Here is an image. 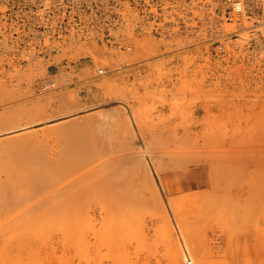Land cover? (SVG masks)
Segmentation results:
<instances>
[{"label": "rangeland", "instance_id": "374dc122", "mask_svg": "<svg viewBox=\"0 0 264 264\" xmlns=\"http://www.w3.org/2000/svg\"><path fill=\"white\" fill-rule=\"evenodd\" d=\"M124 13L126 14L124 18L128 24L123 29L117 27V37L130 38L135 43L133 50L106 46L96 40L90 42V45L74 47V51L71 53L72 57L69 59L56 57L48 60L25 61L0 57V110L4 106L15 107L17 110L32 108L36 117L32 118V121L47 120L50 117L58 116V113L60 115L69 111L65 102L70 94L75 96L80 107L100 106L120 98L129 100L135 107H142L145 114L144 119H147L145 120V122L147 121L146 124L153 127L149 128L147 135L150 136V133L155 132L153 134L157 135V138L160 136L158 146H155L154 149L157 150V148L162 147L158 149L159 152L163 150L162 152H166L170 157H167L164 153L166 155L163 156L164 159L159 158L161 163L163 161L161 165L162 173L164 174V171H166L165 173L172 172L171 174H173L177 171V175L174 173L177 176L173 180L175 183H172V187L176 190L174 195L179 198V206L180 203L184 202L185 205H189L191 208L183 206L189 211L192 210V212H189L181 207L182 205L180 206L181 209L184 208L183 211L186 210L184 215L192 213L189 214V217L185 216L184 222L191 237L195 255H193L194 257L191 256V259L185 256L186 260H182L184 259L183 255V258L179 259V263L182 261L180 264H189L193 263L191 261L194 260V264H201V262L202 264H264V156L261 171L263 183L261 186L255 185L256 188L252 187L251 190L247 189L245 192L243 190V193L241 191L242 187H239L240 183H226L220 180L218 177L221 170L218 168L219 165L216 166V161L215 165L208 162V160H211L209 158L214 156L204 155L201 152L197 156H204V158L206 156L207 163L201 167H197V165L190 166L196 172L195 177H197L198 183H189V178L193 175L188 176V178L181 176L188 168L183 167L182 164H176L175 161L180 153L182 154L183 151L187 153L185 150L190 149L197 138L193 135L192 137H195L196 140L190 143L193 138L190 136L191 139L187 137L185 140L184 137L186 136H184L183 140H185V143L189 142L188 145H190L186 147L188 145H184L182 138H176L172 134L175 126L179 127L181 119L183 122L186 119L184 125L180 124L181 131H185L184 127L187 121V125L192 126L195 123V119H192L191 114H188L196 108L193 104L195 101L192 100L191 102L189 98L190 101L186 100L189 96H185L186 91L184 89L188 88V84H190L189 88L193 86L196 89L197 85L200 86L197 88L198 92L201 88L203 92L204 87L212 88L216 86L214 88L216 90L228 91L230 99L226 106L221 107L227 112L226 116L223 117L225 127L228 130L233 129L231 134H239V128H241V135L246 138L248 145L263 148L264 139H260L264 138V72L260 73L262 71L259 69L261 61L248 58H228L218 54L220 41L222 40L220 36L224 30L231 27L230 25H225L224 28L207 26L173 28L169 29L168 37L161 36L154 31H151L150 34H144L138 30L137 34L142 35L132 39L134 28L129 25L132 18L128 10ZM179 30H182L184 34ZM190 56L192 59H188ZM187 63L190 64L187 65ZM100 67H107L109 71L104 76L100 75L98 77L96 71ZM185 78L187 81L184 80ZM191 79L196 85L195 87ZM105 80L107 81L105 82ZM184 84L185 88L183 87ZM190 90L194 89L191 88ZM182 94L185 101H187L186 103L182 101ZM217 97L218 95H216L215 100H217ZM177 100L185 103L184 107L180 103V108H178L179 105L177 104L179 103H177ZM217 102L220 103L221 101L217 100ZM172 105H177L178 110L176 107L173 108L180 112L177 113L175 110L173 112ZM106 106L107 110H101L99 117L97 116L88 126H84L83 135V138L85 137L84 143L92 148L93 152L89 157L90 166L88 164L84 165V170L89 167L86 171L93 172L94 170L93 173H96L100 168L101 172H98L99 174L104 173V170L108 172L104 174H113L112 172L119 168L120 164H117V166L113 164L116 168L110 165V162H113V159H117V157L120 158V152L122 153L121 156L126 154L127 158L129 157L127 155L131 152L136 154L138 158L139 155L142 158L144 157L142 156L144 149L141 148L143 150L141 151L138 147L136 148L138 145H135L136 143L130 133L125 134L122 125L117 123V115L123 116L120 110L123 107L120 105L117 107V104ZM188 110L190 111L187 113ZM171 124L172 127L174 124L175 126L170 130L169 126L171 127ZM167 129L170 131L168 132ZM41 130L42 127H40V130L38 129V131ZM35 131L37 132V130ZM160 133H166V135L163 136ZM41 134L39 135L40 139L36 138L37 141L35 139H33L34 141L31 140L33 143L36 142L34 144L30 142L27 144L28 146L13 148L9 151L4 149L5 153L0 154V174L4 173V170L9 172L8 175L4 176L5 182L2 185L0 184L2 190H0V205L8 200L3 192L5 188L20 191L24 195L23 199L14 207L16 211L21 212L17 215L18 218L11 215L2 216V218V214H0L2 218L0 223L17 224L13 229L7 226V229L0 230V264H172L173 262L179 264L171 258L170 249L167 248L171 245L170 238H168L169 222L164 219L166 217L162 214L164 213L161 210L162 208L160 209L158 205L154 208L156 204L142 203L140 194H135V191L140 193L139 183L124 182L109 183V185L106 183H88L87 194L77 203H72L68 214L66 212V214L56 212L51 219L46 218L44 215L33 217L31 208L49 194L53 183H45L44 187L38 191L33 183L23 181L22 179L25 176L30 175L33 171L37 172L42 167V165L31 166L27 161L30 157L40 154H51V156L56 155V157H59L66 149L63 143L65 135L54 133L48 136L42 134V136ZM221 136L222 132H219L215 138L216 149H218L216 143ZM3 137L0 135V138ZM41 138L43 139L41 140ZM187 139L189 140L187 141ZM60 140H63L61 142L63 150L62 147L57 150L58 146L60 148ZM55 146L56 148H54ZM179 146L180 151L184 150L179 152ZM193 148L190 149L192 153L193 150H197V148ZM54 150L55 153H53ZM170 153L178 155L171 156ZM127 158L123 159L129 164L126 161ZM166 158L170 160H166V162ZM107 159L110 162L106 166L104 160L107 163ZM127 163L123 166L125 172L122 171L123 167L121 166L120 175H118L119 169L115 173L117 177L120 176L123 180L126 174L127 176H130V172L133 174V170H130ZM93 164H95V167L98 164L100 165L94 169ZM249 164L251 167L254 166L253 162ZM67 165L71 166L72 164H66L63 167L65 172L74 168L73 165L72 168H68ZM101 166L104 168L103 171ZM90 167L92 170H90ZM52 168V165L49 164L48 169ZM209 173L212 176H209ZM122 174H125V176L123 177ZM211 179L214 180L211 181ZM231 180L238 181L237 174L232 175ZM130 184L133 188L129 193V190L126 189L131 187ZM234 188L241 189V193L238 192L240 196L237 195L236 189V192L233 193ZM200 189L202 190L199 191ZM123 191L125 193L127 191L130 198ZM196 192L197 194H195ZM120 193L125 197L126 203L127 199L132 201L131 206L137 199L139 200L137 203L141 202V204L135 203L137 206L135 204V207L129 206L130 210L126 204V211L128 209L130 212L128 214L125 212L127 214L125 215L123 213L125 211L123 210L124 207L122 208L124 201H122L123 198L120 199L122 197ZM132 194H135V196L133 195L135 199L130 200ZM198 194L202 197V200ZM242 194L244 195L241 196ZM238 196L241 201L243 200L242 202L238 201ZM197 198L199 199L197 200ZM230 198L232 201H230ZM118 199L122 204L119 206V208H122L119 215ZM240 205L242 206L239 207ZM122 215L125 216L119 217ZM164 221L167 226L164 225L165 223L161 226L160 223ZM147 223H150V225H147ZM20 225L23 227L20 228ZM119 225H121L120 230ZM168 242L169 246L167 245ZM168 249L169 251H167ZM127 255L135 263H131V260L128 259L129 262Z\"/></svg>", "mask_w": 264, "mask_h": 264}, {"label": "bare ground", "instance_id": "6f19581e", "mask_svg": "<svg viewBox=\"0 0 264 264\" xmlns=\"http://www.w3.org/2000/svg\"><path fill=\"white\" fill-rule=\"evenodd\" d=\"M191 56L188 57V59L189 58L192 59ZM184 58H185V56H184ZM187 60H186V62H187ZM188 62H189V60H188ZM190 63H187V65ZM184 64H186V63H184ZM189 67H191V66H189ZM184 68L182 69V71L184 70ZM187 68H188V66H187ZM46 71H47V69H46ZM96 73H97V71H96ZM100 75H102V74H98V77ZM103 76H104V74H103ZM186 76H184V77H186ZM188 76H190V75H188ZM192 77H197V76H192ZM184 80L187 81L186 78ZM193 80H195V79L193 78ZM106 81L107 80H105V82ZM191 82H192V79H191ZM192 83L194 84V82H192ZM185 84H188V83H185ZM185 84L183 86L184 88H185ZM189 85L190 84H188V86L187 85L186 86L189 88ZM195 86L196 85L194 84V87ZM198 87H200V86L197 85V87L195 89L192 86L191 88L194 90H190L191 88H189V89L186 88L187 90L184 89V91H186V93H187V94L185 93V96L186 95L189 96V97L186 96L187 97L186 100L187 101L191 100V102H192V100L195 101L193 104H195L196 108L195 109L193 108L194 110L191 111L192 113H188L190 110L187 111L188 114H191L190 116L192 117V119H195V123H193L191 126L190 124L187 125V122H188L187 121L185 123L186 124L185 127L183 126L185 128L184 129L185 131L182 130L183 131V134H182L180 124L182 123L184 125V122L186 121V119H184V117L186 118V115H188V114H186L183 117L184 122L182 119H181L182 120L181 121L179 118V120H180L179 122H181V123L178 122L179 127L175 126V124H174L175 129H173L174 126L172 127V124H171V127L169 126V129L170 130L173 129L172 131H174L172 133L173 136H175L176 138H179V139L182 138V142L184 141L183 143H185V140H186L185 138H187V137L189 138L190 136L192 137L194 135L197 138V140L194 139L195 137H192L193 139H191V137L189 138V139H191V141L193 140L192 142L190 141V143H193L196 140L195 144L193 145L194 148H197V150L195 149L196 151L193 150V153H192L191 150H192L193 146L188 145V143H189L188 142V143H185L184 145H188L186 147L190 146L191 150L186 149L185 152L187 151V153H184V151H183L184 149H183V150H181V151H183L182 154L180 153L179 156L176 157L177 159L175 158L176 164H178V165L182 164L183 167L188 168V170H185L183 172L184 175H181V176L188 178V176L193 175V176H190L188 182L189 183H195V182L198 183V181L196 180L197 177H195L196 172H194V170H192L190 166L197 165V167H199V166L201 167L207 163L208 159L206 158V156H205V158L207 160L204 158V156H199V157L197 156L201 152L204 155L206 154L209 156H214L213 158L212 157L209 158L211 160H208V162H210L209 164L212 163V165L213 164L215 165V161H216V166L219 165L218 168L221 169L220 175H218L219 173L217 174L219 179L223 180L226 183H240L241 185H239V187L240 186L242 187V190L240 189L242 191V193H243V190L245 192L247 189L251 190L252 187L256 188L255 185L261 186V184L263 183L262 178H261V171L263 168L262 158L264 156L263 145H262L263 148H261L260 146L251 147L250 145L247 144L246 138L241 135V133H242L241 128H239V134H231V132H233V129L228 130V128L225 127V125H224L225 121H224L223 117L226 116L227 112L221 107L226 106L228 103V100H230L228 93H227L228 91L220 90V89L216 90V89H214V88H216V86H215L212 88L204 87L203 92L201 91V89H202L201 88V89H199L200 91L198 92V90H197ZM200 92H202V93H200ZM216 95H218L217 100L221 101L220 103H218L217 100H215ZM181 96L183 97L184 95L182 94ZM182 97H180V98H182ZM219 97H220V99H218ZM184 98L185 97L182 98L183 99L182 101L186 103L187 101H185ZM197 101H198V104H197ZM183 102H181V101L179 102L177 100V103H179L177 105H179V107L177 105H172V108L176 107V106L178 108H180V103L184 107L185 103H183ZM200 102H202V103L199 104ZM65 104H67V106L69 108V111H66L65 114L62 113L59 115V113H58V116H54V117L49 116L50 117L49 119H47V120L44 119V120H40V121H37V120L32 121V118L35 117V114L33 113L32 108H26V109L23 108L22 110L21 109L17 110L15 107L13 108L11 106H4L0 110V135L2 137L5 136L3 138H0V154L5 153L4 149L6 151L7 150L8 151L13 150V148L15 149L17 147L26 146L30 142L34 141L33 139L36 140L37 137L40 139L39 135L41 133L44 134L45 136L46 135L48 136V135L54 134V133L61 134L63 136L65 135L63 137V139H65L64 142H63V140L62 141L60 140V148L56 144L58 146L57 150L61 149V147H62V150L64 149L63 146L61 145L62 144L61 142H63L64 146L66 147L65 151L63 150L64 153H62L60 155L57 153L58 151H56V153H57V155H59V157H56V155L51 156V154L50 155H45V154L38 155L37 154L38 156H32L27 161L28 164H30L31 166L42 165V167H40V169L37 172L33 171L30 175L25 176L24 179H22L23 181H28L27 183H33L36 186L38 191H40L44 187L45 183H53L51 188H50L49 194L46 195V197H43L40 200V202L37 203L36 206L31 208V215H33V217L44 215L46 218L51 219L53 216H55L54 214L56 212H60L61 214L62 213L68 214L70 212V207L72 206V203H77L80 199H82L87 194L88 183H106L108 185H109V183H124V182H126V183L130 182L132 184L133 183H139L140 187H138V188H139L140 193H137V191H135L136 192L135 194L136 195L140 194L139 196H141L142 203L144 202V203H147L150 205L156 204L154 206V208L157 205L160 207V209L162 208L161 210L164 212L162 214H164V216L166 217L164 219H167L168 220L167 222H169L168 225L170 227L169 228L167 227V228L170 229L168 238H170V244H171L170 247L171 248L167 247L169 242L167 243L166 247L170 249L169 254L171 255V258L174 261H176L177 263H179V259L181 257L183 258V255H184V259L181 258L182 260H186L185 256L188 258H190L191 256L194 257L193 255H195V252H194L195 249L192 246V240H191L190 235L187 232L186 223L184 222L185 216L189 217V214H192V213H189L188 215H184V212L186 210L183 211L184 208L187 209L190 206L185 205V203L183 202L184 204L180 203V206L182 205L181 207H184L183 209H181L179 206V198L174 195V191H176V190L172 187V183H175L173 180L175 179V176L177 175L176 174L177 171H175V172L173 171L176 175L174 173L171 174L172 172L165 173L166 171H164V174L162 173L163 171L161 169L162 168L161 165H162L163 161L161 163V160L159 158H161V157L163 158V156L165 157L166 155H167V157H169V156L166 152H162L163 150L159 152L158 149H160L162 147L157 148V150L154 149L155 146H158L157 145L158 138L160 137L159 135L161 133L158 135L159 136L158 138H157V135L153 134V133H155L153 131H152L153 133H150V136L147 135L149 128L151 129L153 127H151L150 124L149 125L146 124L147 121L145 122V120H147V119H144L145 118L144 117V115H145L144 109L140 106H139L140 108L135 107L133 104H131V102L129 100H123L122 98H120L119 100L115 99V101H113V102L110 101L109 103L107 102L106 104L104 103L103 105L101 104L100 106L93 105V106H89V107H87V106H85V107L81 106L80 107V106H78L79 103H77L75 96H71V94L68 95V97L66 98ZM110 104L112 106H113V104L114 105L117 104L118 105L117 107H119V105L123 107L122 109L120 108V110L123 113V114L121 113V115H123V116H120V114H118L120 116L119 117L117 115V123L122 125L123 131L126 132L125 134L128 135L130 133V136L134 139V142L136 143L135 145H138V146H136V148L138 147V149L141 151H143L141 148L144 149L143 155H142L144 157L142 158L141 155H139L142 158V160H140L141 158L140 157L138 158V156H136V154H134L133 152H131L130 154L127 155V156H129L128 158L126 157L125 153H123V154H125V156H121L122 153L120 152L119 153V154H121L120 158L117 157V159L116 158L113 159V162H110L109 159H107V163H106V160H104L105 162L103 161L106 166L109 162H110V165H112V166H114V165L117 166V164H120L119 168H118L120 171L117 169L119 172L118 175H120V173H121L120 168H122L125 165V163H127V162H125V160L123 158H125V159L127 158L128 160H126V161L129 162V164L127 163V166H129L130 170H133V174L130 171H128V172H130V176L129 175L127 176V174H126V177L124 178V180L120 176H119L120 178L117 177V175L115 174L117 170L112 172L113 174H104L106 172L103 168V166H105L104 164H103V166H101L102 171L104 170V173H101V174H99L101 172L100 168L98 170L99 173L98 172L93 173V172H95L94 170H93V172L92 171H86L87 168L89 169V167H87L86 170H84V168H85L84 165L90 164L89 157L93 153L92 148H90L88 145H86L84 143V140H85L84 139L85 137L83 138L84 131H85L84 126H88L89 123H92L93 120H95L97 118V116L99 117L101 110H104V109L107 110L106 105H110ZM187 104L191 105L192 103H187ZM25 105H26V103H25ZM12 106H14V105H12ZM177 107H176V109H177ZM187 107H186V109H187ZM176 109L173 108L172 111L177 112L178 109L177 110ZM184 110H185V108L183 109V111ZM179 112L180 111H178L177 113H179ZM183 113H182V115H184ZM201 114H203V115L201 116ZM174 115H176V114H174ZM172 116H173V114H172ZM40 127H42V130L38 131V129L40 130ZM169 129H167L168 132L170 131ZM35 130H37V132ZM219 132H222V136L220 139L218 138V142L216 143V146L218 147V149H216L215 138L218 136ZM156 133H158V132H156ZM164 134L166 135V133H164ZM164 134H163V136H164ZM170 135H171V133H170ZM45 136H44V138H46ZM184 136H186V137H184ZM183 137L185 140H183ZM155 138H156V141H155ZM167 138L169 139V135ZM42 139L43 138H41V140ZM189 139H187V141ZM260 139H264V138H260ZM165 140H166V138H165ZM182 142H181V144H182ZM32 143H31V145H33L36 142H34L33 144ZM38 143H39V140H38ZM177 143H178V141H177ZM178 145H179V143H178ZM54 148H56V146ZM178 148H179L178 149L179 152H181L180 146ZM138 149H137V151H139ZM55 150L53 153H55ZM188 150H190V152L192 154L190 152H188ZM197 151H198V153H197ZM59 153H60V151H59ZM138 154H139V152H138ZM172 155H174V154H171V156ZM175 155H178V154H175ZM217 155H218V157H217ZM169 158H166L165 161L170 160ZM119 160H122L123 164H122V161L120 162ZM117 161H119V162L117 163ZM115 162H116V164H115ZM252 162L254 163L253 167H251L249 164ZM171 163H173V162H171ZM49 164L52 165V167H53L52 169H48ZM66 164H72L74 166V168L71 167L72 165L71 166L67 165V166H69L68 168L71 167L72 169H71V171L65 172V170H64L65 168L63 169V167H65ZM94 165L95 164H93L92 166H94ZM99 165L100 164H98V166ZM116 166H114V167H116ZM127 166L125 167V169L127 168ZM82 167H83V169H82ZM97 167H95L94 169H96ZM163 167H164V165H163ZM129 168H128V170H129ZM182 168H180V169H182ZM210 168L212 169V167H210ZM163 169L165 170V168H163ZM90 170H92V168ZM123 170H124V167H123L122 171ZM215 171H217V170H215ZM123 172H125V170ZM126 172H127V170H126ZM106 173H108V172H106ZM8 174H9L8 170L7 171L4 170V173L0 174V184L1 185L3 184V182H5L4 176L8 175ZM234 174H237V177L239 179L238 181H232L231 180V177ZM208 175L210 176L211 174L209 173ZM122 176L124 177L125 174L124 175L122 174ZM209 176H208V178L210 180ZM127 177H128V179H127ZM186 178H184V179H186ZM215 179L217 180V178H215ZM212 180H214V179H211V181ZM132 184H130V186ZM228 187H230V186H228ZM130 188L126 189V190H129L128 191L129 193L133 187L131 186ZM202 189H204V188H202ZM202 189H200L199 191H201ZM235 189L237 190V192ZM229 190H231V189H229ZM234 190H233V193L234 192H236V193L240 192V190L237 188H234ZM120 191H121V189L119 190V192ZM133 191H134V189H133ZM3 192L7 196L8 200L0 205V214H2L1 217L7 216V215L17 216V215L21 214V212L16 211L14 207H15V205H17L20 202L21 199H23L24 195L22 194V192L16 191V190H7V188L3 189ZM119 192H118V194H119ZM206 193H207V191H206ZM118 194H117V198H118ZM124 194L128 195L127 191H126V193L124 192ZM135 194H132L130 200H132L133 195L135 196ZM195 194H197V192ZM244 194H242L241 196H243ZM129 195H128V197H129ZM237 195H239V193ZM121 196L122 197H120V199L123 198V200L122 199L121 200L124 201V203H125V204L123 203L124 206H122V208L124 207L123 210H125V211H123V213L125 214V212H126L128 214L130 212L129 210L131 209L130 207H132V206L135 207V205H136L135 203H137V201H139L137 199L138 196L136 197L137 201L134 203L135 205L133 204L132 206L130 204V203H132V201H128L129 199L126 198L127 199V203H126L125 197H123L122 194H121ZM205 196H206V194H205ZM233 196H235V195H233ZM239 196L237 197V198H239L238 201L240 200ZM234 198H236V197H234ZM133 199H135V198H133ZM181 199H182V197H181ZM198 199L199 198H197V200ZM241 199H243V197H241ZM201 200H202V197H201ZM230 201H232L231 198H230ZM118 202L120 205L118 204ZM241 202H239V204H241ZM126 204L128 205V207L130 206L129 210L127 209V211L125 208V207H127ZM139 204H141V202ZM121 205L122 204L120 203V201L118 199L117 200V208H119V206H121ZM183 205L187 206V208ZM192 205H194V204H192ZM241 206L242 205H240L239 207H241ZM122 208L120 207L119 208L120 210L117 209L118 215L120 213L119 211H121ZM187 211H189V209H187ZM189 212H192V210L190 209ZM127 214H125V215H127ZM155 214H156V211H155ZM25 215H21V216H25ZM118 215H117V217H118ZM125 215H122L119 217H123ZM29 216H30V214H29ZM1 217H0V219L3 218V217L2 218ZM17 218H18V216H17ZM155 218H153V219H155ZM160 220H161V218H160ZM165 221L160 223L161 226L163 223H165ZM121 222H122V220H121ZM118 224H117V226H118ZM148 224L150 225V223H147V225ZM157 224H159V223L157 222ZM166 224L167 223H165L164 225H166ZM16 225L13 223L3 222L0 225V230H3V229L5 230V228L7 226L12 227V229H13V227H16ZM120 226L121 225H119V230H120ZM166 226H165V228H166ZM19 227L21 228L23 226L20 225ZM149 230H151V229H149ZM121 235H123V234H121ZM169 249L167 251H169ZM128 251H130V250H128ZM126 254H129V253H126ZM128 259L129 258L127 255V260ZM131 259H129V260H131ZM117 262H118V260H117ZM132 262L135 263L134 261L131 260V263ZM191 262H193V263H189V262L188 263L194 264V260ZM180 263H182V261ZM172 264H174V262ZM201 264H202V262H201Z\"/></svg>", "mask_w": 264, "mask_h": 264}, {"label": "built area", "instance_id": "2783aa9c", "mask_svg": "<svg viewBox=\"0 0 264 264\" xmlns=\"http://www.w3.org/2000/svg\"><path fill=\"white\" fill-rule=\"evenodd\" d=\"M126 10L132 39L142 35L138 30L168 37L173 28L230 25L220 36L218 54L257 59L264 72V0H0V57L69 59L74 47L96 40L133 50L130 38L117 37V27L128 24Z\"/></svg>", "mask_w": 264, "mask_h": 264}]
</instances>
